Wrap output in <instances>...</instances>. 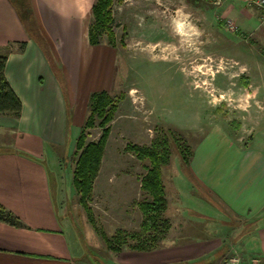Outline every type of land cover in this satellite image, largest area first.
<instances>
[{
	"label": "crops",
	"instance_id": "0c3cea01",
	"mask_svg": "<svg viewBox=\"0 0 264 264\" xmlns=\"http://www.w3.org/2000/svg\"><path fill=\"white\" fill-rule=\"evenodd\" d=\"M96 1L0 0V55L23 105L19 119L0 115V204L24 225L0 222V264H95L89 239L69 216L61 164L76 146L91 95L116 88L117 50L89 38ZM261 66L256 86L264 101ZM258 131L241 145L225 127L210 129L192 150L189 187L173 179L176 224L166 217L171 228L153 250L125 247L110 253V264H222L243 246L264 264V125ZM165 192L167 215L166 185ZM92 229L95 243L106 246Z\"/></svg>",
	"mask_w": 264,
	"mask_h": 264
},
{
	"label": "rangeland",
	"instance_id": "374dc122",
	"mask_svg": "<svg viewBox=\"0 0 264 264\" xmlns=\"http://www.w3.org/2000/svg\"><path fill=\"white\" fill-rule=\"evenodd\" d=\"M110 1L112 21L101 40L118 53L116 88L110 94L118 108L101 179L95 181L90 201L94 219L108 237L118 229L139 232L135 230L137 204L150 201L146 192L134 193L132 185L146 174L150 162L138 160L127 150L128 145L150 146L156 140L169 143L171 164L163 173L170 212L164 217L176 224L173 179L180 178L189 187L179 147L192 151L216 126L225 127L234 140L247 145L264 125V101L259 99L261 94L257 96L256 86L257 71L264 65V15L260 9L244 0ZM93 22L92 14L91 25ZM101 133L98 126L88 129L87 143L98 141ZM76 161L75 146L61 164L69 216L81 238L89 239L93 262L102 264L106 256L110 264L111 251L93 240V226L74 192ZM184 197L192 201L189 194ZM243 248L235 254L243 264H251Z\"/></svg>",
	"mask_w": 264,
	"mask_h": 264
},
{
	"label": "trees",
	"instance_id": "16d2710c",
	"mask_svg": "<svg viewBox=\"0 0 264 264\" xmlns=\"http://www.w3.org/2000/svg\"><path fill=\"white\" fill-rule=\"evenodd\" d=\"M110 3V0H97L93 6L94 22L89 29L92 45L101 44V34L109 31L107 25L112 21L108 11ZM6 62L7 57L0 55V115L19 119L22 115L23 105L5 77ZM117 108L116 98L109 93L99 92L91 95L88 106L89 116L76 143L77 161L73 185L79 196V203L87 213L89 222L101 236L109 251L119 253L127 246L134 251H151L171 228L169 220L164 217L168 208V201L163 182V169L171 164V151L167 140L153 141L150 146L130 144L127 148L138 160L150 162L146 174L141 179V189L149 195L150 201L138 204L143 215L139 232L129 234L119 229L112 237H108L96 223L92 214L93 210L90 207L94 184L101 169L107 141L111 133V123ZM98 120L100 122L97 124ZM97 126L102 130L99 140L87 143L86 131ZM179 150L182 161L188 169L192 151L182 146L179 147ZM0 222L13 227L24 226L17 216L6 210L1 204Z\"/></svg>",
	"mask_w": 264,
	"mask_h": 264
},
{
	"label": "built area",
	"instance_id": "2783aa9c",
	"mask_svg": "<svg viewBox=\"0 0 264 264\" xmlns=\"http://www.w3.org/2000/svg\"><path fill=\"white\" fill-rule=\"evenodd\" d=\"M245 3L249 6H254L260 9L264 15V0H244ZM222 264H243L242 259L238 254H233L227 257ZM251 264H262V259L252 258Z\"/></svg>",
	"mask_w": 264,
	"mask_h": 264
}]
</instances>
